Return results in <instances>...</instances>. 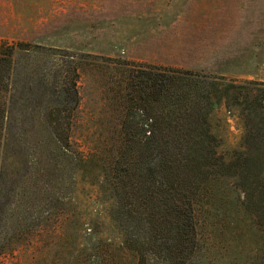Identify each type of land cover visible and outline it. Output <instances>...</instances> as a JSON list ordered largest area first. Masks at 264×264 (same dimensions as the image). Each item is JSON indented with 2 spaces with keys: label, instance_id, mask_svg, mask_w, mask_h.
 <instances>
[{
  "label": "rangeland",
  "instance_id": "rangeland-1",
  "mask_svg": "<svg viewBox=\"0 0 264 264\" xmlns=\"http://www.w3.org/2000/svg\"><path fill=\"white\" fill-rule=\"evenodd\" d=\"M0 42L26 44L18 45L15 65L20 78L12 110L19 123L34 98L39 64L53 67L52 78L57 62L79 65L69 146L93 153L94 165L93 174L80 170L71 185L56 157L48 158L37 184L36 225L21 233L6 231L11 250L0 256V264H137L135 251L121 245V231L109 217L113 201L99 188L118 140L120 62L264 80V0H0ZM51 107L43 105V111ZM59 118L69 121L67 114ZM208 121L218 153L230 159L245 133L238 109L222 104ZM25 141L4 150L5 183L17 187L33 174ZM224 178L195 205L198 264H264V179L248 180L256 187L255 199L243 203L234 191L236 178ZM159 211L151 212L157 217Z\"/></svg>",
  "mask_w": 264,
  "mask_h": 264
},
{
  "label": "trees",
  "instance_id": "trees-1",
  "mask_svg": "<svg viewBox=\"0 0 264 264\" xmlns=\"http://www.w3.org/2000/svg\"><path fill=\"white\" fill-rule=\"evenodd\" d=\"M18 45L0 42V256L11 250L6 231L21 233L36 225L41 200L37 184L49 157H56L71 185L78 171H91L94 166L93 153L83 155L69 146L79 65L57 62L52 78L53 67L39 64L26 116L20 123L14 117L20 78L15 65L22 51ZM120 63L118 140L99 179V188L113 201L109 217L121 231V245L135 251L137 264H198L195 205L200 194L224 177H235L234 191L240 200L254 202L256 187L248 180H259L261 175L264 179V80ZM46 104L52 107L43 111ZM222 104L237 108L245 127L241 148L234 149L228 160L218 153V140L208 121ZM65 114L67 124L59 118ZM22 137L30 143L24 156L33 174L17 187L5 183L4 150L15 140L20 145ZM133 203L151 211L159 208L158 216L150 210L138 211Z\"/></svg>",
  "mask_w": 264,
  "mask_h": 264
}]
</instances>
